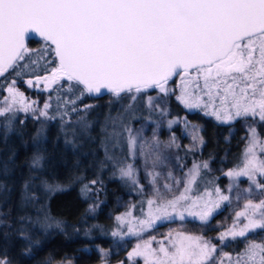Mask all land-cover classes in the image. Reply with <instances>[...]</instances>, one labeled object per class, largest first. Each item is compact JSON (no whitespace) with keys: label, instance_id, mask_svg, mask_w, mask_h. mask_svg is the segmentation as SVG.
I'll list each match as a JSON object with an SVG mask.
<instances>
[{"label":"snow or ice","instance_id":"1","mask_svg":"<svg viewBox=\"0 0 264 264\" xmlns=\"http://www.w3.org/2000/svg\"><path fill=\"white\" fill-rule=\"evenodd\" d=\"M30 39L39 46L30 48ZM21 83L48 94L42 106L25 95ZM105 93L127 102L100 122L102 167L110 165L113 175L144 196L135 163L139 159L148 186L140 215H133L137 205L129 204L115 216L111 232L120 239L137 238L126 253L129 264L138 259L143 264H264V238L249 235L264 230V134L259 130L264 126V0H0V127L5 135L14 130L20 113L37 121L59 119L64 143L76 148L82 138L92 139L93 128L88 113L94 105L80 102ZM169 97L221 123L244 120L239 161L222 171L230 181L227 189L216 183L218 177L207 178L211 158L196 157L205 144L198 125L186 117L166 120L169 129L183 123L191 141L184 146V156L174 133L167 142L159 139L157 129L169 115ZM145 110L146 116L138 115ZM154 114L161 119L153 120ZM140 119L156 125L151 138L144 136V124L133 127ZM42 131L43 124L33 137L37 150L29 162L35 176L23 185L27 204L39 202L35 189L41 186L46 195L65 190L55 176L41 179ZM189 154L194 157L191 166L185 163ZM241 177L249 187H238ZM97 184V179L83 183L81 196L96 195L98 200ZM233 194L243 204L234 212L232 225L218 233L219 244L182 227L170 228L159 238H142L177 219L207 226L232 202ZM98 207L99 202L94 203L89 211ZM18 222V235L26 241L23 253L31 254L34 242L24 227L31 218L19 216ZM54 225L61 223L45 213L41 226ZM0 226L12 227L6 219H0ZM236 242L243 247L224 251ZM99 251L107 264L108 251ZM0 264H12L7 249L0 252Z\"/></svg>","mask_w":264,"mask_h":264},{"label":"trees","instance_id":"2","mask_svg":"<svg viewBox=\"0 0 264 264\" xmlns=\"http://www.w3.org/2000/svg\"><path fill=\"white\" fill-rule=\"evenodd\" d=\"M28 46L36 48L39 45L37 40L31 39L28 41ZM176 78L171 83L173 88H175ZM18 86L27 97L38 100L42 106L47 95L35 92L22 83ZM126 102V100L117 101L108 93L94 98L86 96L80 103L94 105L88 113V119L93 122V128L89 132L92 139L82 138L76 148L64 143L59 119L37 121L31 114L20 113L14 122L13 131L5 135L3 128L0 127V219H6L8 224L12 225L11 228L0 226V252L7 249L12 264H68V261H71V264H101L104 261L101 258L100 249L109 253L107 264L117 263L120 260L129 264L126 253L131 249V242L126 238L113 237L111 232L116 228L115 216L124 210L123 201L126 206L137 205L134 215L139 211H137L139 204L141 207L142 197L135 193L131 185L126 184L117 175H113L110 165L102 167L104 151L100 146V122L104 115L110 110L112 114H115L116 110ZM167 107L169 109L167 119L186 117L190 122L201 126V135L205 144L196 157L203 160L211 158L210 164L220 166L223 170L237 161L244 143L240 138L244 133L242 127L244 120H237L233 126L225 125L201 112L186 110L174 97L168 98ZM138 115L146 116L147 111ZM75 118L73 116V119ZM20 120H24L22 125ZM138 122L143 123L145 120H134L132 123L136 125ZM41 124H43V131L39 147L45 157V168L41 179L55 176L65 190L46 195L41 186L35 189L40 197L39 202L27 204L22 199L23 185L30 177L35 176V173L30 172L29 162L37 150L33 137L41 129ZM165 125L166 123L161 122L157 129L161 134L166 132ZM182 129L181 124L172 127L183 146L186 141L182 136ZM259 130L261 134H264L263 126H260ZM179 152L181 155L183 150ZM193 158V155H188L185 163L190 164ZM208 177L211 179L216 176L211 172ZM93 179L98 180L95 186L100 189L98 200L96 195L90 199H84L81 196L83 183ZM225 179V176L218 177L216 183L223 184ZM35 182L40 183L39 180ZM97 202L99 207L95 211H89L90 205ZM233 206L234 204H229L221 208L207 226L191 218L183 222L177 219L158 225L155 229L144 233V236H160L170 228L181 229L182 227L189 233H203L211 238L213 243L219 244L216 237L224 227L223 225L233 216ZM45 213L53 220L59 221L61 226L42 227ZM19 216L31 218V223L24 224L34 242L31 254L23 253L26 241L20 238L17 232L20 228ZM5 232L9 233L7 237L4 235ZM261 234L264 238V230ZM241 247L243 244L236 242L225 247L224 251L231 252L233 248L239 250Z\"/></svg>","mask_w":264,"mask_h":264},{"label":"rangeland","instance_id":"3","mask_svg":"<svg viewBox=\"0 0 264 264\" xmlns=\"http://www.w3.org/2000/svg\"><path fill=\"white\" fill-rule=\"evenodd\" d=\"M179 80V78L177 77L176 79H175V81H174V86H176V82ZM32 90H34L35 92H40V91H38V90H35V89H32ZM41 93H43V92H41ZM45 95H48L47 93H44ZM152 95H156V93L155 92H152L151 93ZM167 106V105H166ZM173 118H177V117H173ZM213 118V117H212ZM152 119L153 120H160L161 118L158 116V115H156V114H154L153 115V117H152ZM172 119V118H171ZM183 119V118H182ZM166 120H167V117L166 118H163V120H161V122H164V123H166ZM188 120V119H187ZM189 121V120H188ZM190 122V121H189ZM237 121H235V122H233V123H223V124H229V125H234L235 123H236ZM249 122H251V118H249ZM191 124H193V125H198V124H196V123H192V122H190ZM142 124H144L145 125V131H144V136L146 137V138H151V136H152V132H153V129L156 127V125L155 124H148L146 121L145 122H143V123H141V122H138L136 125L135 124H133V127L134 128H139ZM177 124H181V126H182V130H183V135L182 136H184L185 137V141H186V144L184 145L183 144V146H182V144H181V141H180V138H178L177 137V134L172 130V128L171 129H169L168 127H167V123H166V132L164 133V134H161L160 133V131L159 130H157V135H158V137H159V139L162 141V142H167L168 140H169V138H170V136L174 133L175 134V136H176V138H177V142L181 145V149L180 150H183V153H181V156H184L185 155V153H184V146H186V145H189L190 143H191V141H190V139L188 138V136L185 134L186 133V129H185V127H184V125H183V123H177ZM177 124H175V125H177ZM175 125H173V127L175 126ZM199 127H200V129H201V126L200 125H198ZM242 127H243V129H244V133L240 136V138H242V137H244L245 135H246V132H245V127H244V121H243V125H242ZM264 127V126H263ZM234 129V128H233ZM201 131H202V129H201ZM200 134H201V132H200ZM243 141H244V139H243ZM244 145H245V141H244V143H243V146H242V150H243V148H244ZM242 150H241V152H242ZM173 152H176L177 150H175V149H173L172 150ZM179 154H180V152H179ZM190 155V154H189ZM240 155H241V153H240ZM240 155H239V157H238V159H237V161L231 166V167H228V169L229 168H232V167H234L235 166V164L236 163H238V161H239V158H240ZM186 160H187V157H185V162H186ZM190 162H192V161H190ZM136 166L139 168V180H140V183L141 184H144L145 185V188H146V192H145V194H144V196H142V195H140L139 193H137L136 191H135V193L138 195V196H141L142 197V199L141 200H143L145 197H146V195H147V180L145 179V175H144V169H143V167H142V165H141V161L139 160V159H137L136 160ZM188 166H191V163L190 164H187ZM170 167H171V165H169ZM210 167H211V169H212V174H214L216 177L218 176V177H222L223 175H222V171H226L227 169H225V170H223L222 169V167H216V166H213V165H211L210 164ZM160 171H167V169L165 168V169H159ZM177 174H179V173H177ZM117 176L119 177V175L117 174ZM208 179H209V177H207ZM126 184L128 183L129 185H131L129 182H126L125 180H123ZM229 183H230V181H229V179L226 177V179L224 180V182H223V184H220V183H218V185L222 188V189H227V186L229 185ZM132 186V185H131ZM238 187L240 188V189H244V188H247V187H249V184H248V182H247V179L246 178H244V177H241V178H239V181H238ZM257 200L259 199V195L257 194V196L255 197ZM139 204V203H138ZM230 204H234V206H233V216H234V212L236 211V210H239V208L240 207H242V204H243V200H240V201H237V200H235V198H234V194H233V200H232V202L230 203ZM226 205H229V204H225L224 206H226ZM122 206H124V210L121 212V213H123V212H125L126 210H127V206L125 205V203H124V201H123V205ZM223 206V207H224ZM222 207V208H223ZM140 209V204H139V207H138V209H137V211ZM134 215H140V212L138 211L136 214H134ZM232 216V217H233ZM232 217L230 218V221H228L226 224H224L223 226V228L221 229V231H223L225 228H227V227H230L231 225H232ZM166 233V232H165ZM262 230H258V232L257 233H255V234H249L250 235V237L251 238H254V239H257V240H259V239H261L262 238ZM161 236V235H160ZM160 236H157L158 238L160 237ZM126 239H128V241H130L131 242V244H132V246H131V248L137 243V238L136 237H125ZM143 239H147V238H149V236H144V234H143V237H142ZM154 247L156 246L155 244L153 245ZM131 250V249H130ZM129 250V251H130ZM137 263L138 264H143V261L142 260H137ZM101 264H104V263H101ZM112 264H117V263H112Z\"/></svg>","mask_w":264,"mask_h":264},{"label":"water","instance_id":"4","mask_svg":"<svg viewBox=\"0 0 264 264\" xmlns=\"http://www.w3.org/2000/svg\"><path fill=\"white\" fill-rule=\"evenodd\" d=\"M30 40H31V39H30ZM35 40H36V39H35ZM102 95H104V94H102ZM99 96H101V95H99ZM94 97H95V96H94ZM94 97H93V98H94Z\"/></svg>","mask_w":264,"mask_h":264}]
</instances>
